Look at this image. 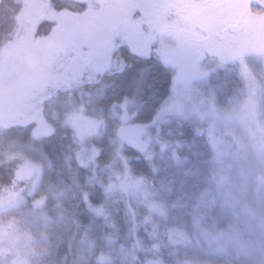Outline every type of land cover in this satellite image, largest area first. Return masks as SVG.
Masks as SVG:
<instances>
[{"label": "trees", "instance_id": "trees-1", "mask_svg": "<svg viewBox=\"0 0 264 264\" xmlns=\"http://www.w3.org/2000/svg\"><path fill=\"white\" fill-rule=\"evenodd\" d=\"M51 3L57 11H73L78 4ZM21 6L18 0H0V47L13 38ZM34 26L32 35L43 37L53 22L42 19ZM98 63V69L85 67L76 84L37 101L50 129L46 134L33 133L34 122L16 121L17 113L0 116V187L11 183L21 160L10 154L40 164L44 175L39 191L0 211L1 225L19 237L17 248L27 264L210 262L196 220L214 181L216 149L208 129L192 118H175L157 131L150 127L158 139L141 150L131 144L137 132L126 127L153 120L169 92L171 73L154 55L132 52L128 42L102 54ZM16 71V64L1 61L0 96L22 82L23 72ZM210 82L220 106L242 84L220 71ZM121 104L126 121L120 118ZM260 112L264 124V99ZM75 114L101 123L78 140L69 124ZM83 143L93 147V157L82 151ZM135 180L138 189L130 187ZM13 257L0 246V264H13Z\"/></svg>", "mask_w": 264, "mask_h": 264}, {"label": "rangeland", "instance_id": "rangeland-1", "mask_svg": "<svg viewBox=\"0 0 264 264\" xmlns=\"http://www.w3.org/2000/svg\"><path fill=\"white\" fill-rule=\"evenodd\" d=\"M18 1L17 29L0 47V63L16 64L22 82L0 96V116L17 113L16 121L34 122L33 133L46 134L50 129L35 106L45 95L76 84L85 67L94 70L102 54L122 40L137 55H154L168 67L171 86L151 122L126 127L137 132L131 144L144 151L158 139L150 127L157 131L172 119L192 118L206 126L216 149L212 190L196 212L211 261L176 264H264V0H72L78 2L73 11H57L51 0ZM42 19L53 28L34 37ZM219 71L242 82L222 106L215 104L210 82ZM120 106V118L128 120ZM100 123L80 114L69 122L78 140ZM82 151L95 154L84 143ZM10 155L21 160L11 183L0 187V211L39 191L44 178L40 164ZM127 176L121 175L123 185ZM130 187L141 184L135 180ZM19 240L0 223V246L14 254L13 264H27Z\"/></svg>", "mask_w": 264, "mask_h": 264}, {"label": "flooded vegetation", "instance_id": "flooded-vegetation-1", "mask_svg": "<svg viewBox=\"0 0 264 264\" xmlns=\"http://www.w3.org/2000/svg\"><path fill=\"white\" fill-rule=\"evenodd\" d=\"M240 15L243 16V13H241ZM240 15H239V16H240ZM239 16H238V17H239ZM242 16L239 17L238 21L242 18ZM123 42H125V41L122 40L121 42L118 43V45L121 44V43H123ZM118 45H116L115 47H117ZM129 45H130V43H129ZM115 47H114V48H115ZM95 66H96L97 69L100 67L98 61L95 63Z\"/></svg>", "mask_w": 264, "mask_h": 264}, {"label": "water", "instance_id": "water-1", "mask_svg": "<svg viewBox=\"0 0 264 264\" xmlns=\"http://www.w3.org/2000/svg\"><path fill=\"white\" fill-rule=\"evenodd\" d=\"M242 15H240L239 17H241ZM238 22V20L236 21V23Z\"/></svg>", "mask_w": 264, "mask_h": 264}]
</instances>
